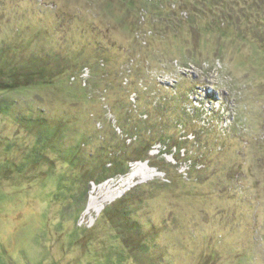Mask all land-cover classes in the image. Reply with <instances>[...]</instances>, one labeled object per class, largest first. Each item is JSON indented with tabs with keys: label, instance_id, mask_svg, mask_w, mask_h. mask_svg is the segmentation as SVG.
<instances>
[{
	"label": "rangeland",
	"instance_id": "rangeland-1",
	"mask_svg": "<svg viewBox=\"0 0 264 264\" xmlns=\"http://www.w3.org/2000/svg\"><path fill=\"white\" fill-rule=\"evenodd\" d=\"M0 52L56 72L0 90V264H264V0H0Z\"/></svg>",
	"mask_w": 264,
	"mask_h": 264
},
{
	"label": "trees",
	"instance_id": "trees-1",
	"mask_svg": "<svg viewBox=\"0 0 264 264\" xmlns=\"http://www.w3.org/2000/svg\"><path fill=\"white\" fill-rule=\"evenodd\" d=\"M216 18L212 21H209L208 27H213L214 24H217L216 28L220 30L222 28L220 20L216 23ZM1 56H3V52H0V59ZM41 60L44 59H30L25 62H19V63H10L7 62L6 59H4V67L1 68L0 72V90H6L11 88H25L28 85H31L33 83H39L42 81L50 80L54 78L56 75L52 69H50L47 65L48 62H43ZM87 82V77L84 78ZM47 83V82H46ZM137 127V126H135ZM134 127V128H135ZM160 137V136H159ZM132 139V137H130ZM170 140V138H168ZM154 142H146L143 145V149L138 150L139 151V157L137 159H128L125 164L119 169L117 172L119 175H123L128 172L130 163L137 160H147L149 158V152L151 151V147L154 145ZM163 146L166 147L165 141L162 143ZM173 147V146H172ZM171 147V148H172ZM181 145H179L180 149ZM108 163L111 164V161ZM117 167V165H115Z\"/></svg>",
	"mask_w": 264,
	"mask_h": 264
},
{
	"label": "bare ground",
	"instance_id": "bare-ground-1",
	"mask_svg": "<svg viewBox=\"0 0 264 264\" xmlns=\"http://www.w3.org/2000/svg\"><path fill=\"white\" fill-rule=\"evenodd\" d=\"M134 175L135 174H131L129 177H127L126 179H123V180H121L118 184V187H117V190H119V189H121L118 193L116 192L115 193V196H116V194L117 195H120V194H123L126 190H127V187H128V185H130V182H131V180L133 179V177H134ZM111 186H108V188H110ZM114 192V191H113ZM93 207V206H92ZM91 205L89 204V206H88V209L90 210L91 208Z\"/></svg>",
	"mask_w": 264,
	"mask_h": 264
}]
</instances>
